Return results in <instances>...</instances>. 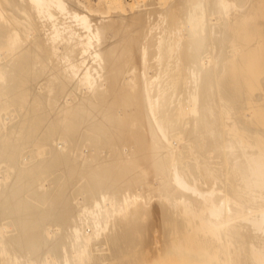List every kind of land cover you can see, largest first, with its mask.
Masks as SVG:
<instances>
[{"label": "bare ground", "instance_id": "bare-ground-1", "mask_svg": "<svg viewBox=\"0 0 264 264\" xmlns=\"http://www.w3.org/2000/svg\"><path fill=\"white\" fill-rule=\"evenodd\" d=\"M97 2L0 0V264H264V0Z\"/></svg>", "mask_w": 264, "mask_h": 264}, {"label": "rangeland", "instance_id": "rangeland-1", "mask_svg": "<svg viewBox=\"0 0 264 264\" xmlns=\"http://www.w3.org/2000/svg\"><path fill=\"white\" fill-rule=\"evenodd\" d=\"M90 1V0H89ZM98 1V0H97ZM96 0H92V3H93V5H94V7L95 8H101V9H104V8H106L105 6H106V4H99V6H97L96 5V3H98ZM126 3H130L132 0H124ZM130 1V2H129ZM134 1V0H133ZM133 1L131 2V3H133ZM144 1H146V0H144ZM155 1H157L159 4H161V3H165V1H167V0H155ZM95 3V4H94ZM162 5V4H161ZM101 6V7H100Z\"/></svg>", "mask_w": 264, "mask_h": 264}]
</instances>
